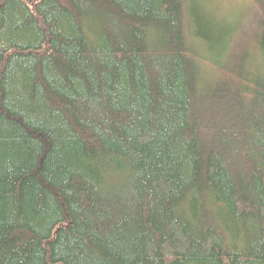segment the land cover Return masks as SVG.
<instances>
[{
    "label": "trees",
    "instance_id": "trees-1",
    "mask_svg": "<svg viewBox=\"0 0 264 264\" xmlns=\"http://www.w3.org/2000/svg\"><path fill=\"white\" fill-rule=\"evenodd\" d=\"M203 1L0 0V264H264V0Z\"/></svg>",
    "mask_w": 264,
    "mask_h": 264
},
{
    "label": "rangeland",
    "instance_id": "rangeland-1",
    "mask_svg": "<svg viewBox=\"0 0 264 264\" xmlns=\"http://www.w3.org/2000/svg\"><path fill=\"white\" fill-rule=\"evenodd\" d=\"M253 0H204V9L210 10L215 16L232 19L243 12V20H246L249 7ZM216 13V14H215ZM230 21V20H229Z\"/></svg>",
    "mask_w": 264,
    "mask_h": 264
}]
</instances>
